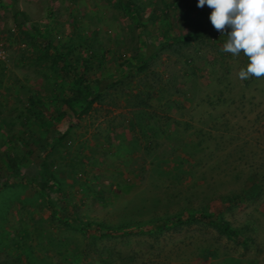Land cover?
Masks as SVG:
<instances>
[{"label":"rangeland","instance_id":"1","mask_svg":"<svg viewBox=\"0 0 264 264\" xmlns=\"http://www.w3.org/2000/svg\"><path fill=\"white\" fill-rule=\"evenodd\" d=\"M211 11L0 0V264H264V77H238ZM78 78L113 81L80 116ZM205 207L239 237L152 228Z\"/></svg>","mask_w":264,"mask_h":264},{"label":"clouds","instance_id":"2","mask_svg":"<svg viewBox=\"0 0 264 264\" xmlns=\"http://www.w3.org/2000/svg\"><path fill=\"white\" fill-rule=\"evenodd\" d=\"M205 5L212 9L211 24L227 37L221 51L248 58L238 77H264V0H197Z\"/></svg>","mask_w":264,"mask_h":264},{"label":"trees","instance_id":"3","mask_svg":"<svg viewBox=\"0 0 264 264\" xmlns=\"http://www.w3.org/2000/svg\"><path fill=\"white\" fill-rule=\"evenodd\" d=\"M207 38H210L209 35H206ZM211 39V38H210ZM59 61L63 62V67L67 68L70 64H68L67 61H64L63 58L59 57ZM51 64L50 66H52ZM113 81L111 80H103V79H96L95 80V89H91L90 86L87 84V82L82 79L78 78L75 86H74V92L75 94L70 97H67L63 99L62 101L64 104L70 108L73 109V111L78 115H84L88 113L94 102L97 101L100 98V93L103 89L107 88L109 85H111ZM33 102V101H32ZM34 103V102H33ZM78 106V109L76 110L75 106ZM37 186L39 188H44L45 184L42 182H38ZM261 186L258 183V181H253L251 184L250 188V194H252L254 197L257 196V194L260 193ZM244 190L241 192H238L237 194H229L226 197L221 198V201L224 202L225 200L231 201V200H238V201H243L245 200L246 194L244 196ZM248 197V195H247ZM206 207L204 209H191V210H184L179 214L173 215L168 218H163L160 219L159 222H153L151 225H153L154 231H157L158 229H163V228H171V227H180L182 226L181 223L184 222L183 219H188L189 222L191 223H201L204 225L208 226H215L219 227L222 233H224L228 238H238L240 233L238 232L237 229L233 228L228 221H226L223 216L219 213L211 212V213H206ZM188 222V223H189ZM98 229V235L104 237L108 235H112L113 232H119L123 231L124 227H119V228H107L105 230H101L99 227ZM142 227L137 228L138 232L142 231ZM121 234H123L121 232ZM23 235H25V232H23Z\"/></svg>","mask_w":264,"mask_h":264}]
</instances>
